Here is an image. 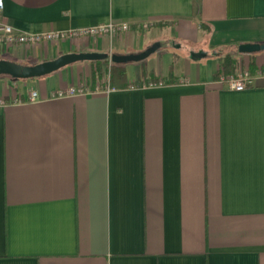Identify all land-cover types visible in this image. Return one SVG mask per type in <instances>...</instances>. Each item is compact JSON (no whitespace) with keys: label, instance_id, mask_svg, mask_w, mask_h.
I'll return each mask as SVG.
<instances>
[{"label":"crops","instance_id":"obj_1","mask_svg":"<svg viewBox=\"0 0 264 264\" xmlns=\"http://www.w3.org/2000/svg\"><path fill=\"white\" fill-rule=\"evenodd\" d=\"M0 21L24 32L131 25L0 48L30 65L139 53L163 37L215 51L159 71L125 65L115 84L94 79L92 61L0 76V264H264V50L239 51L264 44V0H4ZM239 71L253 77L246 90L221 82ZM77 85L91 92L57 95Z\"/></svg>","mask_w":264,"mask_h":264},{"label":"built area","instance_id":"obj_2","mask_svg":"<svg viewBox=\"0 0 264 264\" xmlns=\"http://www.w3.org/2000/svg\"><path fill=\"white\" fill-rule=\"evenodd\" d=\"M4 7V0H0V11ZM143 27H148V23L142 24ZM131 25L127 22H109L89 27H80L68 30H55L46 32H24L16 30L12 25L0 21V48L6 49L13 45H40L43 43L62 42L65 40H72L78 37H97L102 34L115 35L117 33L128 32ZM112 65L113 62L109 61ZM110 71V70H109ZM110 77V72H108ZM108 77V78H109ZM109 80V79H108ZM221 82L225 83L229 89L242 91L246 90L254 84L252 75L248 71H239L229 77L222 76ZM163 82H152L150 85H162ZM109 89V81L107 83ZM103 86H97V90L102 89ZM91 89L88 85L72 86L68 91H59L58 96H64L75 93H88ZM39 99L37 90L30 92V100L36 101ZM5 101L0 98V105Z\"/></svg>","mask_w":264,"mask_h":264},{"label":"water","instance_id":"obj_3","mask_svg":"<svg viewBox=\"0 0 264 264\" xmlns=\"http://www.w3.org/2000/svg\"><path fill=\"white\" fill-rule=\"evenodd\" d=\"M161 47L160 42H155L144 51L129 54H109L103 52H68L57 58L39 62L36 64H23L13 60L0 58V76H10L14 79H32L49 75L68 65L81 61L107 60L115 64H126L145 60ZM264 50V44H241L239 51L242 53H254ZM207 55L203 50L193 51L191 59L200 60Z\"/></svg>","mask_w":264,"mask_h":264},{"label":"rangeland","instance_id":"obj_4","mask_svg":"<svg viewBox=\"0 0 264 264\" xmlns=\"http://www.w3.org/2000/svg\"><path fill=\"white\" fill-rule=\"evenodd\" d=\"M162 46L153 54H151L149 57H147L145 60L138 61V62H128L124 65H130V66H136L137 68H141L142 66L147 65H155L156 70L159 71V68L162 66H166L168 64H174L176 61L179 62L180 59H183L184 57H190L191 53L193 51H197L196 49L204 48L203 51L208 53L209 58L215 57V51L212 49L208 43L207 40H205L203 43H195L194 40H177L176 43L173 42H167L166 38H162ZM159 42V41H157ZM201 50V49H200ZM198 50V51H200ZM217 50H223L217 49ZM144 51V50H143ZM228 51V50H227ZM111 64H107V71L103 75V77L107 78V74L109 70L111 69ZM159 67V68H158ZM11 80H17L12 77H8Z\"/></svg>","mask_w":264,"mask_h":264},{"label":"trees","instance_id":"obj_5","mask_svg":"<svg viewBox=\"0 0 264 264\" xmlns=\"http://www.w3.org/2000/svg\"><path fill=\"white\" fill-rule=\"evenodd\" d=\"M96 66L93 71L94 79L102 78L105 72L107 71L104 65L107 63L106 60L92 61ZM236 67V59L231 54H226L222 62V71L225 73H231ZM110 79L113 84L115 81L121 78H125L127 75V70L124 64H115L113 63L110 69Z\"/></svg>","mask_w":264,"mask_h":264}]
</instances>
